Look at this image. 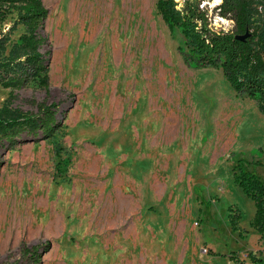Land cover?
I'll list each match as a JSON object with an SVG mask.
<instances>
[{"label": "rangeland", "instance_id": "obj_1", "mask_svg": "<svg viewBox=\"0 0 264 264\" xmlns=\"http://www.w3.org/2000/svg\"><path fill=\"white\" fill-rule=\"evenodd\" d=\"M42 1L49 93L32 83L14 106L58 103L61 127L5 154L0 264H264L234 183L254 169L264 183L256 102L221 68L185 64L157 0ZM207 4L213 29L233 31ZM15 20L0 22L8 47Z\"/></svg>", "mask_w": 264, "mask_h": 264}, {"label": "trees", "instance_id": "obj_2", "mask_svg": "<svg viewBox=\"0 0 264 264\" xmlns=\"http://www.w3.org/2000/svg\"><path fill=\"white\" fill-rule=\"evenodd\" d=\"M207 5L204 0L156 3L169 29L177 28L184 37L185 47L178 50L185 64L192 69L221 68L234 91L255 101L264 114V0H223L213 8L218 16L234 22L233 31L214 30ZM14 13L15 25L21 24L25 32L9 47L7 38L0 37V86L10 90L0 109V167L5 154L16 146L48 140L61 127L58 103L44 101L37 105V112H24L14 106L18 93L32 83L49 93L50 66V52L44 51L49 11L43 1L0 0V22ZM246 33H249L246 40L236 38ZM234 183L254 202L252 226L264 241V183L255 173L245 170L234 174ZM230 219L235 228L236 219ZM30 256L38 257L37 250ZM251 260L260 264L254 257Z\"/></svg>", "mask_w": 264, "mask_h": 264}, {"label": "crops", "instance_id": "obj_3", "mask_svg": "<svg viewBox=\"0 0 264 264\" xmlns=\"http://www.w3.org/2000/svg\"><path fill=\"white\" fill-rule=\"evenodd\" d=\"M257 115L264 119V114L261 115L260 112H257ZM259 141L252 143V145L254 144V146H258L260 147V151L262 152L263 156H254L252 155V157H256L257 159H262V161H264V134H260L259 135ZM244 153V152H243ZM255 170V169H254ZM254 170H252V173L254 172ZM239 188V187H238ZM241 189V188H239ZM241 191V192H240ZM236 190L235 193L242 198V200L244 201V203H248L247 205H250V207H248V218H251L252 216L254 217L255 212H256V207L254 202H250L248 199V197H246V195L243 193L242 189L241 190ZM245 195V196H244ZM246 197V198H245ZM241 203V202H240ZM244 203H242L244 205ZM245 206V205H244Z\"/></svg>", "mask_w": 264, "mask_h": 264}, {"label": "clouds", "instance_id": "obj_4", "mask_svg": "<svg viewBox=\"0 0 264 264\" xmlns=\"http://www.w3.org/2000/svg\"><path fill=\"white\" fill-rule=\"evenodd\" d=\"M204 3L207 4L208 0H204ZM223 3V0H211V5L210 7H215L218 4ZM204 5L202 4L201 7H203ZM225 24L229 23L228 21H224ZM225 31H227V29H225Z\"/></svg>", "mask_w": 264, "mask_h": 264}, {"label": "water", "instance_id": "obj_5", "mask_svg": "<svg viewBox=\"0 0 264 264\" xmlns=\"http://www.w3.org/2000/svg\"><path fill=\"white\" fill-rule=\"evenodd\" d=\"M249 33H246L244 35L236 36L238 40L244 41L248 37Z\"/></svg>", "mask_w": 264, "mask_h": 264}, {"label": "built area", "instance_id": "obj_6", "mask_svg": "<svg viewBox=\"0 0 264 264\" xmlns=\"http://www.w3.org/2000/svg\"><path fill=\"white\" fill-rule=\"evenodd\" d=\"M263 60H264V57H263Z\"/></svg>", "mask_w": 264, "mask_h": 264}]
</instances>
